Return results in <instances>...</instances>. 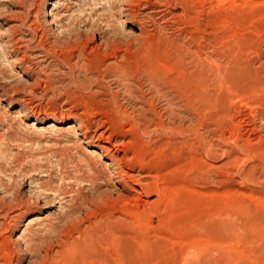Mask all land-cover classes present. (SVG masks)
Here are the masks:
<instances>
[{"label":"rangeland","instance_id":"1","mask_svg":"<svg viewBox=\"0 0 264 264\" xmlns=\"http://www.w3.org/2000/svg\"><path fill=\"white\" fill-rule=\"evenodd\" d=\"M132 1L0 0V264H264V0ZM35 26L93 40L38 57ZM77 54L101 74L73 75ZM132 105L148 116L128 157L161 189L150 212L119 199L98 147Z\"/></svg>","mask_w":264,"mask_h":264},{"label":"bare ground","instance_id":"2","mask_svg":"<svg viewBox=\"0 0 264 264\" xmlns=\"http://www.w3.org/2000/svg\"><path fill=\"white\" fill-rule=\"evenodd\" d=\"M112 1V0H111ZM124 1V0H123ZM150 0H148V1H144V2H146L147 4H148V2H149ZM153 1V0H152ZM155 1V0H154ZM158 1V0H157ZM171 1V0H170ZM125 2H126V4H127V7H126V10H128V11H131V8H130V6L132 5H134V4H132L133 3V1L132 0H125ZM159 2V1H158ZM172 2V1H171ZM167 4V3H166ZM155 5V4H154ZM261 5H263V3H261ZM147 6V5H146ZM147 8H148V6H147ZM151 8L153 9V7L151 6ZM162 8V7H161ZM151 10V9H150ZM154 10V9H153ZM157 10H158V8H157ZM152 11V10H151ZM165 12V11H164ZM164 14V13H163ZM133 17V16H132ZM65 27V26H64ZM66 28V27H65ZM31 29V28H30ZM71 30V29H70ZM91 30V29H90ZM31 31V30H30ZM64 33V32H63ZM109 35V34H108ZM29 37V36H28ZM30 38L32 39V40H36L37 41V43H36V47H37V51H36V53H37V56L38 57H42V53L44 54V52H49V51H51V50H53V49H56L55 47H56V45H60V46H62V47H72V48H74V49H77L78 48V46H81L82 48H85L86 46H87V43L89 42V41H91V40H93L92 39V37L91 36H89V35H85L84 37H78L77 35H75V34H69V36H65V35H62V36H60V37H57V38H55L54 40H52V41H48V38H46L45 37V34H44V31L42 30V28L40 29L39 27H37V26H35L34 28H32V32L30 33ZM24 39V38H23ZM28 39V38H27ZM15 41V43H16V49L15 50H17V52H20L21 50V48H22V43H21V41H19V39H15L14 40ZM24 43V42H23ZM119 43V41H116V40H113V39H111L110 37H104L101 41H99L98 43H97V45H96V47H98V48H101V47H104V48H106V49H110V48H114V45L115 44H118ZM71 48V49H72ZM23 49V48H22ZM32 53V52H31ZM35 53V52H34ZM50 53V52H49ZM52 53H54V52H52ZM20 54V53H19ZM22 54V53H21ZM55 54H57L56 53V51H55ZM34 55V54H33ZM45 55V54H44ZM29 56V55H28ZM75 56V57H74ZM74 56H71V55H69V56H67L65 59H64V62L68 65V69H69V71L73 74V75H75V73H76V70H82V71H84V73L85 74H88V75H100L101 74V72H100V68L99 69H90V68H88V67H86V66H82V67H80V66H78V62H79V55L77 54V55H74ZM34 57V56H33ZM35 57H36V55H35ZM43 58H44V56H43ZM43 58L41 59V60H43ZM75 58V59H74ZM40 59V58H39ZM45 59H47V58H45ZM16 60H17V62L22 66L21 68H23V70H24V72L25 73H27V72H32L31 70H30V68L28 69V68H25L24 66H25V64L27 63V57H25V56H20V57H17L16 58ZM74 60V61H73ZM83 63V62H82ZM37 64H39V63H37ZM100 64V63H99ZM34 65H35V63H34ZM37 66V65H36ZM101 66V65H100ZM28 67H31V66H28ZM33 67V66H32ZM35 67V66H34ZM34 67L32 68V69H34ZM38 67H39V65H38ZM79 67V68H78ZM112 68H113V71H112V73L110 74V76H113L114 78H116V80H126L127 82H128V79H129V74H128V70H127V68H126V66L125 65H122V64H118V63H114L113 65H112ZM46 69H48V67L45 65L41 70L42 71H45ZM51 70V69H50ZM41 72V71H40ZM46 72V71H45ZM108 73V72H107ZM28 74V73H27ZM143 74V73H142ZM142 74H140V75H142ZM34 75V74H33ZM147 75V74H146ZM77 78H79V73H77V76H76ZM140 77V76H139ZM138 77V80L140 81V78ZM135 79V78H134ZM149 81V80H148ZM120 82V81H119ZM121 83V82H120ZM118 84V83H117ZM131 86V85H130ZM122 90V89H121ZM123 90H124V92L127 94V95H129V96H132L133 95V91H132V89L131 88H129V87H124L123 88ZM155 90V89H154ZM145 92H143V94H144ZM160 94V93H159ZM137 95V94H136ZM157 95H158V93H157ZM146 96V95H145ZM134 98V97H133ZM148 99H144V105H146V104H148ZM141 105V104H140ZM117 106V105H116ZM118 107V106H117ZM116 107V109H118ZM145 107V106H144ZM144 107L143 106H140V108L139 109H134V107H133V105H132V108H133V114H134V117H133V122H130L131 124H129V131L128 130H124V125L123 124H120L122 127H121V129L119 130V132H118V129H117V134H118V136H119V138H120V140L118 141V142H115V143H113V144H111L110 143V137H108V138H106L107 139V144H109L110 146H108V145H105V144H100V145H98V147L101 149V150H103V151H105V157L107 156V158L110 160V164L109 165H113L114 163H117V167L116 168H113V170H112V172L115 174V177H116V179H117V181H119V183L118 184H120L119 185V187H120V192L119 193H123V196H121L120 197V195L118 196V197H120L119 199H121L122 197L123 198H126V200L128 199H130L129 201H127L128 203H133L134 204V206L136 207H138V210H139V208L141 207L140 205H139V203H144L145 205H147V207H141V211H143V212H150V211H152V209L153 208H151V207H153V206H151V205H153V203H155V205H156V201H157V199H160V196H161V189L159 188V186H157L156 187V185H155V187H154V185L152 184V183H149V182H144V180L146 179V177H148L146 174L145 175H142L141 173H139V172H145V170H144V168H143V166H141V168L139 169V171L135 174L134 173V165L131 163V161H133L132 159H130L128 156V154L130 153V152H132L131 150H134V152L136 151V149H133V145H134V140H135V138L134 137H132V140L134 141V142H131L130 141V139H131V137H130V139L128 140H126V137L127 138H129L128 137V135L129 136H132V135H134V134H136L135 136H138L139 134H141L140 132H143V131H146L145 129H146V127H147V125L145 126V123H144V125L142 124V126H144V128H142V126H141V123H143V122H145V120H146V118H147V116L148 115H146V109H144ZM120 108H123V107H119V109ZM121 110V109H120ZM168 110V109H167ZM125 111V110H124ZM128 114H125V117L127 116ZM176 116V115H175ZM174 116V117H175ZM142 117H144L145 119H144V121L141 119ZM120 118V117H119ZM122 119H123V117H122ZM125 120V119H124ZM140 120H142L143 122H140ZM126 121V120H125ZM127 121H129V120H127ZM148 121H151V120H149V118H148ZM155 121V120H154ZM117 122V121H116ZM118 122H119V120H118ZM124 122V121H123ZM151 122H153V121H151ZM120 123V122H119ZM125 123H127V122H125ZM161 123H162V121H161ZM116 124V123H115ZM127 124V125H128ZM152 124V123H151ZM172 124H173V122H172ZM174 124H176V122L174 123ZM174 124H173V126H174ZM114 125V124H113ZM120 125H118V126H120ZM162 125V124H161ZM164 125V124H163ZM51 126H53V124H51ZM117 126V125H116ZM115 126V127H116ZM117 126V127H118ZM150 127V126H149ZM155 127V126H154ZM163 127V126H162ZM175 127V126H174ZM86 128H87V126H86ZM105 129V128H104ZM116 129H114V130H116ZM162 129V128H161ZM172 130V129H171ZM170 131V130H169ZM174 131L176 132V130L174 129ZM86 132H87V130H85V131H83V133H82V136L83 137H85L86 136ZM114 132V131H113ZM112 132V133H113ZM172 132V131H171ZM174 133V132H173ZM178 133V132H177ZM111 135V134H110ZM141 136H142V134H141ZM140 136V137H141ZM139 137V136H138ZM147 137V136H146ZM137 138V137H136ZM137 140V139H136ZM140 140V139H139ZM163 140V139H162ZM88 142V141H87ZM137 142V141H136ZM139 142V141H138ZM98 144H99V142H98ZM137 144V143H136ZM135 144V145H136ZM137 146V145H136ZM157 146V145H156ZM155 146V147H156ZM75 147V146H74ZM97 147V148H98ZM135 148V147H134ZM2 154V153H1ZM130 155H131V153H130ZM134 155V154H133ZM137 156H139V155H137ZM136 157V156H135ZM139 158V157H138ZM141 159V158H140ZM139 159V160H140ZM134 161H135V158H134ZM134 161H133V163H134ZM143 161V160H142ZM141 161V162H142ZM136 162V161H135ZM139 162V161H138ZM141 162H140V164H141ZM143 164H144V162H143ZM104 166V165H103ZM136 166V165H135ZM138 166H140V165H138ZM88 167H89V169L91 170V174H87L86 176L87 177H85V175H84V177L85 178H87V180L89 179L90 181L92 180L94 183H95V179H97L98 178V171L96 170V169H94L93 167H92V165L91 164H88ZM138 168V167H137ZM148 170V169H147ZM149 172V171H148ZM84 174V173H83ZM141 174V175H140ZM148 174V173H147ZM149 174H150V172H149ZM154 176V175H153ZM80 177H82V176H80ZM84 177L82 178V179H84ZM79 179V178H78ZM150 182H151V180H150ZM153 182V181H152ZM155 182V181H154ZM159 183V182H158ZM117 184V185H118ZM157 184V183H156ZM114 186H116V185H114ZM163 186V185H162ZM50 190V189H49ZM59 189H55V188H52L51 189V191H58ZM164 190V189H163ZM62 191V190H61ZM70 191V190H69ZM73 191V190H72ZM65 192V191H64ZM68 192V191H67ZM71 192V191H70ZM74 192V191H73ZM59 193H60V195L62 194V192H60V190H59ZM152 193H155V194H152ZM144 195V197L146 196V200H143L142 202H141V196H143ZM151 195H155V197H158L157 199L155 198V199H150V197H152ZM165 195V194H164ZM46 196V195H45ZM76 198H74V200H75V202L74 203H72V205H71V207H70V211L72 212V211H74V210H77V209H79L81 206H83L87 201V198L85 199L81 194H76ZM109 197V196H108ZM112 199V198H111ZM110 199V200H111ZM117 199V198H116ZM145 199V198H144ZM103 200V199H102ZM105 200H107V199H105ZM114 200V199H113ZM124 200V199H123ZM91 201V200H90ZM108 201V200H107ZM116 201V200H115ZM126 202V201H125ZM88 203V202H87ZM87 203L85 204V206L87 205ZM51 204V203H50ZM49 204V206H52V205H50ZM46 205V204H45ZM47 206H48V204H47ZM143 206V205H142ZM48 208V207H47ZM143 209V210H142ZM137 210V211H138ZM140 211V210H139ZM147 214V213H146ZM143 215V214H142ZM32 221V220H31Z\"/></svg>","mask_w":264,"mask_h":264}]
</instances>
